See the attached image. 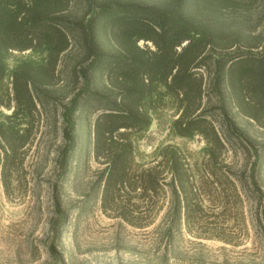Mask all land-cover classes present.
Returning a JSON list of instances; mask_svg holds the SVG:
<instances>
[{"label": "trees", "instance_id": "16d2710c", "mask_svg": "<svg viewBox=\"0 0 264 264\" xmlns=\"http://www.w3.org/2000/svg\"><path fill=\"white\" fill-rule=\"evenodd\" d=\"M45 109L59 112L61 171L73 159L98 163L100 207L125 222L136 224L139 202L163 187L173 217L189 214L200 172L191 154L167 143L136 159L143 132L166 109L176 114L170 134L203 139L202 167L239 153L257 187L264 141L249 127L264 128V0H0L4 186Z\"/></svg>", "mask_w": 264, "mask_h": 264}, {"label": "rangeland", "instance_id": "374dc122", "mask_svg": "<svg viewBox=\"0 0 264 264\" xmlns=\"http://www.w3.org/2000/svg\"><path fill=\"white\" fill-rule=\"evenodd\" d=\"M47 109L32 123L21 165L5 186L0 179V264H264V167L255 177L257 187L247 179V161L239 153L228 151L202 167L203 139L170 134L175 112H157L138 142L136 159L176 144L200 172L193 177L187 216L173 217V198L163 187L139 202L137 223L131 224L100 207L93 185L98 163L73 159L69 172L61 171L59 112ZM210 119L221 134L218 115L212 112ZM249 130L258 143L264 141V128ZM180 201L183 206L182 196Z\"/></svg>", "mask_w": 264, "mask_h": 264}]
</instances>
